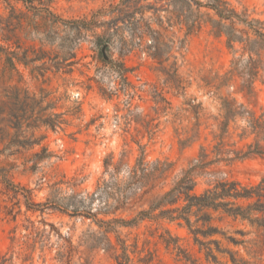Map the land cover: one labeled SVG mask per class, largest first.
<instances>
[{"label": "rangeland", "instance_id": "1", "mask_svg": "<svg viewBox=\"0 0 264 264\" xmlns=\"http://www.w3.org/2000/svg\"><path fill=\"white\" fill-rule=\"evenodd\" d=\"M0 45V264H264L160 202L264 178V0H0Z\"/></svg>", "mask_w": 264, "mask_h": 264}, {"label": "trees", "instance_id": "2", "mask_svg": "<svg viewBox=\"0 0 264 264\" xmlns=\"http://www.w3.org/2000/svg\"><path fill=\"white\" fill-rule=\"evenodd\" d=\"M2 50L3 47L0 45V51ZM183 184V182H179L174 188L166 192L160 202L174 203L181 198L180 194H184L183 199L186 201V204L180 209H167L161 216H167L170 221L183 219L188 228H190L191 232L194 234L195 240L200 244H202V242L197 238V234L199 233L204 236H212L217 233L225 234L224 232H220V229L216 225L210 223L215 219V217L212 216V213L215 212L232 217L233 219L239 218L241 220H248L251 224H256L258 227H262L264 231V217L258 218L257 216H253L258 212L264 214V178L259 182L250 185H245L235 180L223 179L215 183L212 188L206 189L201 194H191L189 191L192 189V186ZM244 202L247 203L244 204ZM194 207L197 214L203 210L211 211L209 214H203L205 215V219H202V221L203 223H207L206 229H201L200 227L191 229L189 214ZM174 212H177L176 215H173ZM218 217L221 218L222 216ZM198 220H200V218ZM227 238L235 244L241 242L230 236ZM212 242L217 243L216 240H212ZM217 252H227L230 255L231 261L233 263L237 262L233 251H224L217 247ZM206 255L213 261H217L214 249L207 248ZM122 257V255H116L115 258L118 260V264H126L124 263L125 259L119 260V258Z\"/></svg>", "mask_w": 264, "mask_h": 264}]
</instances>
